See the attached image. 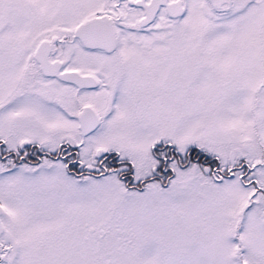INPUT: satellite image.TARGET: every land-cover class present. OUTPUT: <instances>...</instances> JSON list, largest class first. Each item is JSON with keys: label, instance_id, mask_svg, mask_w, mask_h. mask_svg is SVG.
<instances>
[{"label": "snow or ice", "instance_id": "1", "mask_svg": "<svg viewBox=\"0 0 264 264\" xmlns=\"http://www.w3.org/2000/svg\"><path fill=\"white\" fill-rule=\"evenodd\" d=\"M0 264H264V0H0Z\"/></svg>", "mask_w": 264, "mask_h": 264}]
</instances>
